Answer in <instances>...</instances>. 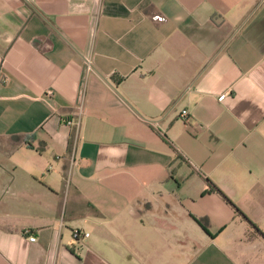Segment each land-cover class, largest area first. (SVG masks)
Wrapping results in <instances>:
<instances>
[{
	"label": "crops",
	"instance_id": "1",
	"mask_svg": "<svg viewBox=\"0 0 264 264\" xmlns=\"http://www.w3.org/2000/svg\"><path fill=\"white\" fill-rule=\"evenodd\" d=\"M0 264H264V0H0Z\"/></svg>",
	"mask_w": 264,
	"mask_h": 264
},
{
	"label": "built area",
	"instance_id": "2",
	"mask_svg": "<svg viewBox=\"0 0 264 264\" xmlns=\"http://www.w3.org/2000/svg\"><path fill=\"white\" fill-rule=\"evenodd\" d=\"M223 95H224V93L221 94V96H223ZM186 112H187V109H186V108H182L181 111H180V113H181L182 115H185ZM82 233H83V231H82L81 229H79V228H75V229H74V236H76V237H80ZM89 233H90L89 231H86V232H84L83 234H84V235H88ZM29 238H30L31 240H36V239H37V235H36V234H31V235L29 236Z\"/></svg>",
	"mask_w": 264,
	"mask_h": 264
}]
</instances>
